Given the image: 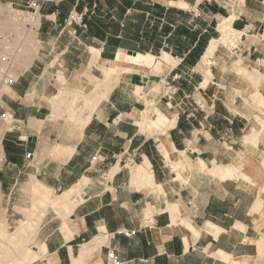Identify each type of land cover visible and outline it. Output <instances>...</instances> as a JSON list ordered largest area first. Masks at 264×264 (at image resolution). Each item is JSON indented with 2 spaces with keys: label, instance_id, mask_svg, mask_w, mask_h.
I'll return each instance as SVG.
<instances>
[{
  "label": "rangeland",
  "instance_id": "obj_1",
  "mask_svg": "<svg viewBox=\"0 0 264 264\" xmlns=\"http://www.w3.org/2000/svg\"><path fill=\"white\" fill-rule=\"evenodd\" d=\"M166 1L174 0H67L62 4L59 0H0V264H49V260L72 264L71 257L78 255L84 243L106 233L89 223L82 230L79 217L91 208H99L100 214L111 218L124 208L131 217L141 218L134 229L155 226L151 203L145 204L144 199L131 207L122 203L129 191L139 189L131 182V171L144 161V154L162 183L164 199L176 203L175 225L192 222L196 226L206 219L220 224L241 220L252 237L244 236L248 244H242L241 252L250 255L240 264H264V187L239 174L251 175L256 164L264 176V98L259 96H264V40L260 35L264 30H257L254 24L242 32H231L229 56L219 46L202 57L208 40L222 34L217 15H230L233 5L237 16L247 0H186L189 4L184 8L180 1L174 2L180 7ZM51 12L59 18L47 15ZM257 13L259 10L252 15L254 20L247 17L249 21L259 23L262 16ZM250 43L257 50L249 52ZM91 46L100 49L94 65L90 64ZM119 49L129 54L166 51L177 58L163 57L161 69L156 71L120 70L118 79L113 78L111 90L94 108V121L81 141L92 165L84 173L87 178L78 180L74 202L90 198L68 216L74 203L65 205L62 191L76 179L58 181L54 160L66 161L69 151L74 152L61 144L82 134L86 125L81 128L77 117L89 112L83 95L104 78L107 60ZM123 71L141 74L144 79L136 86L121 83ZM72 99L75 102L69 105ZM158 110L170 119L178 114L173 144L186 153L193 146L183 140L187 130H200L206 125L203 117L213 113L210 127L217 131L212 142L219 151L215 160L202 153L208 166L204 161L199 165L191 153L196 166L188 170L176 163L177 156L163 158V142L171 136L173 122L166 123L163 130H149L151 133L143 128L128 145L122 132L133 129L134 120H152ZM20 119H28L35 128L37 136L31 147L19 144L21 132L32 133L20 127ZM113 120L120 121V127ZM188 134L197 135L196 131ZM226 147L238 151L230 149L233 158ZM185 160L189 164L190 159ZM218 165L224 168L221 173L216 172ZM209 195L214 197L213 207L206 211ZM223 209L226 215L221 214ZM128 214L121 216L125 220ZM243 223L236 222L234 227L244 232ZM64 224L77 226L67 243L62 237ZM126 227L122 222L116 236H102L97 256L82 264H143L124 259L122 237L132 234ZM93 232H97L94 237ZM215 256L226 261L231 257L224 253Z\"/></svg>",
  "mask_w": 264,
  "mask_h": 264
},
{
  "label": "crops",
  "instance_id": "obj_2",
  "mask_svg": "<svg viewBox=\"0 0 264 264\" xmlns=\"http://www.w3.org/2000/svg\"><path fill=\"white\" fill-rule=\"evenodd\" d=\"M60 1L62 4L67 0H59V2ZM175 1H180L181 7L178 5H175V3H174ZM166 3L169 6L175 5V6H178L180 8H184L189 4V2L186 0H174L172 2L166 1ZM263 3H264V0H247V1H245V5L241 8V11H239L238 15L235 16L234 20L232 21V28L234 29V31L235 32H238V31L242 32L243 30H246L248 28L253 27L254 24L258 25L256 27L257 30H264V5H263ZM261 5H263V6H261ZM258 10H259V14L257 13L258 16H260V17L262 16L261 19H259L260 22L255 23L254 21H249V19L247 17L252 18V20H254V17H252V15L254 14V12L255 13L258 12ZM243 12L245 14L244 17H243ZM215 14L216 13H214V15ZM47 15H54L55 18L58 16V15H56V12H51V13H48ZM58 18H59V16H58ZM239 20L244 21V23H240ZM236 24L241 25V28H239V29L235 28L234 25H236ZM62 25L63 24H61L60 27H62ZM216 30L218 32H220L217 29V26H216ZM250 35H253V34H250ZM260 35L262 36L261 39L264 40V33L260 34ZM212 38H214V37H212ZM209 40H208V43H209ZM259 40H260V38H259ZM208 43H207V45H208ZM262 44H264V43H262ZM207 45H206V47H207ZM252 46H254V47H252ZM206 47H205V50H206ZM91 48L98 49V48L91 46L90 50H91ZM253 48H255V50H257L256 44L250 43L249 49H248L249 52H251L250 49H253ZM205 50L203 52L202 57L204 56V54H206ZM99 52H100V49H99ZM136 53L150 54V53H142V52H136ZM235 53H236V51H234V54ZM150 55H153V54H150ZM153 56L160 57L161 59L163 57L164 58L168 57V58H171L172 60L177 58L175 56H172L170 53H168L166 51H161V53L159 55H153ZM168 58H166V59H168ZM176 66L177 65L171 66L168 71L173 70L174 68H176ZM132 72L139 74L137 71H132ZM235 78L238 79V76H236ZM143 79H144V76L141 74L135 75V74H130L129 72H125V71H123L121 73V76H120V80H121L120 82L121 83L130 84V85H134V86L138 85L139 83H142ZM204 80H205V78L203 77V80L200 82V85L203 84ZM207 83H208V81L206 80V82L204 84L206 85ZM247 86L249 87V89H251V85H246V87ZM147 94H149V92ZM151 95H152L151 97L154 98L155 95L154 94H151ZM259 96L264 98V96H261V95H259ZM156 109H158V108H156ZM212 114L213 113L208 112L203 117V120L205 119V122H206L205 126H203L200 130L198 128H194V127L189 128L187 130V135L185 134V137L183 138V140H185L187 142L190 141L193 144L192 148H189L188 153H184V154L189 156V154L192 153L193 160H197L196 164H199V160H203L207 165V162L201 157L202 153L209 154L210 155L209 157H211L210 160H215V157L219 154V151L215 150V146L212 142V139H214V135L216 134V131H217L216 129H212L210 127V125H213V123H211V119H210ZM33 118H34L33 120H35V121H38L40 119L38 117H33ZM94 118H95L94 116L90 117L89 122L86 124V126L82 130V134L79 135L78 138H76V139L75 138H72V139L69 138L67 141H65V142H63V144H61V145L67 146V147H72V149H74V152L71 151L72 153L69 154L68 159L66 161H59L57 159L56 160L53 159L54 162H56V163H54L55 167H57V169L59 170V175L57 177L58 181H61L62 179L66 180L67 178L76 179L73 182H69L70 184H68V187L66 189H64L62 191V193L71 189L73 186L77 185L79 179H81L83 177L87 178V176L84 173L88 168L91 167L92 163L90 160V156L85 155L83 153L81 141L84 139V136L86 135L85 132L89 131L88 129L91 127V125L94 121ZM178 118H179L178 114H175L172 119L168 118L170 120V122L174 123V126L172 127V131L170 132L171 136L168 135L166 138V141H164V142L167 143V146L170 150L175 151V152L179 151L182 153V152H185V148L177 149L173 144V137H172V133H175L174 130L178 129ZM19 122H21V125H20L21 128H25L26 130H29V131L31 130V132H32V133H28L27 131L21 132V134L18 136V138L20 139V142H21L19 144L23 145L24 147H31L33 145L34 141L36 140L35 137L37 136L36 133L34 132L35 128L33 127V125H31V123L29 124L28 119H26V120L20 119ZM112 124L114 126H119L120 121L113 120ZM132 125L134 126L133 129H129L127 131L122 132L126 136V141H127L128 145L132 144L133 139L137 134L142 133L141 130H139V128L135 124V120H134V123H132ZM178 131L181 132L180 130H178ZM194 131H196V134H197V135H195V138H193L191 136V134H188V132L193 133ZM164 142H163V145H164ZM99 147L101 148V146H99ZM225 149L226 150L229 149L228 153H230L232 158H233L234 153L230 149H232V150H234V149L231 147H228V149L226 147ZM163 150L164 151H163L162 156H163V158H165L164 146H163ZM234 151L238 152L237 150H234ZM110 152H111V150L108 149L107 153H110ZM144 156L147 157V158L146 157L144 158V161L147 160L149 162V170L152 173L155 186L153 188H151V190H148L145 188H139V189L129 191L128 196H127L128 199H126L125 201H122V203L126 202L129 205V207L133 206L138 201H142L143 199H144L145 204L151 203L153 213H155L152 215L153 220L155 221L154 223H156L155 226L149 227L148 229H146V228L145 229L141 228L138 230L134 229L135 222H138L141 218L135 219V218L131 217L130 214H128V212L126 211V209H124L123 207H122L123 208L122 211L120 210L119 215H117V217L114 216L113 218H111L109 216H103L104 214H100L98 212L99 208H91L89 211L82 213L81 216L79 217L82 230H86L88 227V223H89L90 227H93V228L95 227L96 231H99V228H102L101 230H103V231L105 230L106 233H103V234L101 233L100 234L101 237H96V238L90 240L89 242L84 243L81 246L79 253L81 252V250H83L87 247H93L94 248L97 245H100L102 242V238L105 236L107 237L109 234L111 235V237L116 236L119 232L118 231L119 225L122 222H125L126 226H127L126 228L129 230V232H132V234L129 235L127 238L122 237V239L124 241V243L122 244L123 245L122 247L124 249V252H126V254H127V256H125V258H124V259H126V261L137 259V260L143 261L144 262L143 264H240L241 259L243 257H245L246 255H248V256L250 255L247 253L242 254V252H241L242 244L243 243L248 244V243L243 241L244 236L245 235L249 236V235H247V225L244 224L241 220H235L234 219V220L230 221L229 224H220L217 222H213L210 219H206L202 224L195 226L190 220L186 219L187 221H190L192 224L187 222L184 224V226H182V223H179V225L176 223V225H175V218H173L172 215H175V213L177 211L176 206H175L176 203L170 202V201L168 202L164 199L166 192H165L164 188L162 187V183L156 180L155 173L152 170L151 160H149V158L146 154H144ZM174 156L179 157V154L176 153ZM189 159H190V161H189L188 165L191 164L190 165L192 167L191 170H193V166L195 164H194L193 160L190 158V156H189ZM144 161L142 163H144ZM176 161H177V159H176ZM176 163L178 164V162H176ZM223 165H226V164H223ZM118 173H119V171L114 172L112 174V178L116 177L118 175ZM226 181H232V180H226ZM73 183H75V184L72 185ZM70 185H72V186H70ZM221 186L223 187V185H221ZM152 190H156V191L152 192ZM195 192H196V189L193 190V193H195ZM148 194H151L152 196L149 197ZM194 197H196V195L192 196V198H194ZM89 198L82 199L81 203H77V206L72 210V212H75L76 209H78V207H80L84 203H86L89 200ZM213 198H214L213 195H211V196L209 195V198L207 199V202L205 204L206 211H208V209L213 207ZM63 199L65 201V205H67V204L71 205L72 201L69 198L63 197ZM172 203H174V204H172ZM72 204H73V202H72ZM220 205H222V204H220ZM250 206L247 208V211H246L247 215H249L248 210H249ZM143 209H145V206L143 207ZM71 213H68V216L71 215ZM125 213L128 214V218L125 216V220H124V218L121 215L122 214L124 215ZM94 214H95V216H94ZM221 214L226 215L227 214L226 209H223V211H221ZM180 218H182V215L180 216ZM158 220L161 222L158 223ZM206 221L211 222L213 227L216 229L215 234H213L211 232H207L203 229H201L200 232H198L196 230V227L199 228L200 226H203ZM95 222H97V223L95 224ZM236 222L243 223L246 226V230L244 232H241L238 228L234 227V224ZM75 228H77V226H75ZM62 232H63L62 237H64L65 242L67 243L68 240L70 239V233L67 232L65 229ZM95 233H97V232H93L92 237L96 236ZM226 233H227V235H226ZM236 233H238V234H236ZM249 237H252V236H249ZM94 241H98V243H94ZM132 243L135 244L134 245L135 248H133ZM103 245H102V247H103ZM67 247H68L69 253L71 254L72 253V249L70 248L71 246L67 245ZM131 252L133 254H131ZM224 252L231 256L228 261L221 259L220 257L215 256V255L221 256ZM79 253H78V255H79ZM72 257H74V256H72ZM72 257H71V262H72ZM89 258H94V257L92 255H89L87 259H89ZM86 260H84V261H86ZM51 262H53V261L49 260V264ZM80 264H82V263H80Z\"/></svg>",
  "mask_w": 264,
  "mask_h": 264
},
{
  "label": "bare ground",
  "instance_id": "obj_3",
  "mask_svg": "<svg viewBox=\"0 0 264 264\" xmlns=\"http://www.w3.org/2000/svg\"><path fill=\"white\" fill-rule=\"evenodd\" d=\"M238 1H242V0H238ZM238 3H236V5H238ZM230 10H231V12H230V15H228V16L217 15V19L219 21L218 29L222 32V34L218 37H214V38H211L209 40V43H208L206 50H205V53L207 55L213 54L215 52V50L217 49V47H219V46L222 48V52L224 53V56L230 55L231 48L228 46V43H229L228 39L231 37V32H235L231 26V23L236 16V14L234 12L233 5H231ZM231 44H232V42L230 43V45ZM91 52H92L91 53L92 55L90 57L91 58L90 64L94 65L96 63V60L98 59V56H99V49L91 48ZM29 59H28V61H29ZM25 61H26V59H25ZM106 63H107V65L104 67V70H103L104 71V78L99 83L96 82L93 85V88H91L92 90L90 92L88 91L89 92L88 94L85 93L87 95H85V96L83 95L84 106L86 108H88L89 112L84 117H79V116L77 117V122L79 123L81 128L88 123V121H89V119H90V117L94 111V108L96 107V105L100 101V99L102 97H105L107 92H109L111 90L113 78L116 77V79H118V76L120 73V72L118 73V71H120V70H132V71H137V72H142V73H144L145 70H147V69H152V70L156 71L157 69H161L160 66L162 65L163 62H162L161 58L157 57V56H150V55L141 54V53L129 54V53L125 52L124 50L119 49L115 53L113 59L107 60ZM23 66H24V64H23ZM80 94H81V91H80ZM75 99H77V97H75ZM75 99H72L69 105L73 104L75 102ZM262 111H263L262 116L264 117V110H262ZM168 122H170V120L166 117L165 114H163L159 110L157 111L155 117L152 120L144 122L143 118H141V119H138L135 121L139 130H143V128H146V129L150 130L151 132H153L155 130H163V128L166 126V123H168ZM163 146L165 148L164 155L166 158L169 159V158L173 157L176 153H178L179 157H178L176 162H178L179 164H182V166L185 169L189 170L192 168L190 166L191 164L188 165V163L185 160V157L187 159H189V156L184 154V156H185L184 157L181 152H179V151L175 152V151L170 150L168 148L166 142H164ZM70 153H71V151H69V154ZM184 153H186V152H184ZM243 158H244V156H243ZM245 159L247 160L246 157H245ZM239 161H241V159ZM201 163L204 165L203 160H199V165ZM200 167H202V165ZM223 169L224 168L222 167V165H218L217 171L215 169L214 170L217 173H221L223 171ZM234 173H236V172H234ZM239 174H243L244 176L252 178V179L254 178L256 182L261 183L264 187V184H263L264 183V180H263L264 176H263V169L261 166L255 164V166L253 167V171H252L251 175L246 174L244 172H241ZM131 182L134 185V187L136 186L137 188H145L148 190H151V188H153L155 186L152 173L149 170V162L147 160H145L144 163L137 164L135 166V168L131 171ZM40 183H42V182H40ZM77 190H78L77 185H75L71 189L65 191L62 195V198L63 197L69 198L74 203L72 209L69 210V213H71L72 210L77 206V203L74 202V197H75L74 193ZM60 196H61V194H60ZM256 208L257 207H252V210L256 209ZM252 210H251V212H252ZM172 217L175 218V215H172ZM63 228L67 232H70V234L73 233V230H76L75 226H74V228H72L69 224H64ZM201 229H203L207 232H211L213 234H215V232H216V229L213 227V225L209 221H206L204 223V225L200 226L199 228L196 227V230L198 232H200ZM40 249L43 251H46V247L44 245H41ZM98 250H99V245H97L94 248L93 247H87V248L81 250V252L79 253L78 256L72 257V264L83 263V261L86 260L89 255L96 257ZM37 254L35 251L34 255L37 256ZM224 256H230V255L224 252ZM50 264H54V262H51Z\"/></svg>",
  "mask_w": 264,
  "mask_h": 264
}]
</instances>
